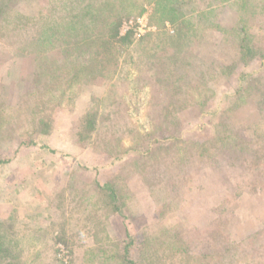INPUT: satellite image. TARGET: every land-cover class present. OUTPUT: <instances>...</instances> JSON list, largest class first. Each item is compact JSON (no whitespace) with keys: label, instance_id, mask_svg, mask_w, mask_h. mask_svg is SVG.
Listing matches in <instances>:
<instances>
[{"label":"rangeland","instance_id":"rangeland-1","mask_svg":"<svg viewBox=\"0 0 264 264\" xmlns=\"http://www.w3.org/2000/svg\"><path fill=\"white\" fill-rule=\"evenodd\" d=\"M63 2L0 0V240L18 264H128L127 244L136 264H264V0H180L173 21L117 0L120 32L144 14L156 29L116 44L124 79L69 88L63 40H44ZM177 60L198 67L175 109L160 78Z\"/></svg>","mask_w":264,"mask_h":264},{"label":"trees","instance_id":"trees-1","mask_svg":"<svg viewBox=\"0 0 264 264\" xmlns=\"http://www.w3.org/2000/svg\"><path fill=\"white\" fill-rule=\"evenodd\" d=\"M162 1L164 5H170L168 6L169 11L171 12V15L168 16L170 20L173 21L178 19V17H180L179 12L181 13V16L184 15V13L180 10V0ZM64 2L63 5L68 6L66 9L64 7L65 11L69 9V11L62 13L60 15L61 18H59V24L63 26L64 29L61 30L59 28L52 27V31L50 32L48 39L45 38L44 40H48L49 44L54 45L55 41H58V39H62L65 44L61 48L63 50V54L62 56H59L60 59H58L61 63H64V70L61 73H65V77H67L65 87L69 88L75 83H80L81 81L85 80L84 78H87L90 74L91 76L93 75V78H98L97 80H102L106 82H109L115 78L124 79L125 76L123 74L122 68L125 65L123 64V61H125L126 59L122 60L121 55L119 53L120 49L116 48V44L119 43L123 45L125 43L131 42L132 40L129 32L125 34H121L120 32L122 17H116L110 11L114 9L115 5H117V0H108L107 2L101 3L99 5H95L92 3H90L89 5L84 4L78 10H75L74 8V0H64ZM4 9L5 6L0 5V12ZM185 24L186 23H184L181 27H184ZM182 31L183 30H181L180 28V33ZM60 35L61 37H59ZM163 35L168 34L165 32H160L157 36L158 38H161ZM63 37L65 38V40ZM35 40H40L39 35L35 38ZM89 46L95 48L96 53H94V55L96 57L93 60V65L89 66L90 68H87L88 64L86 63L90 58H87L88 56L85 54L84 51H86L87 47ZM148 55L151 54L149 53ZM131 58L132 60L135 59L134 57ZM186 59L191 58L187 55L184 60ZM71 60H74V66L70 64ZM179 61L180 60H177L178 67L180 69H185L183 70L184 75H181L179 78H175L174 75L168 76L167 74L166 76L160 78L161 84L165 86L167 93L170 94V98L172 99L170 105H172V107H174L175 109L187 106L190 100L194 99L193 91L190 89V85L193 82L191 81V76L188 71H192V66L194 68L198 67L197 61L192 62L191 60V64L186 62L187 68L181 67V62ZM84 64H86L87 66H85ZM139 72L142 73L141 75L143 78H147V76L151 73L155 76L154 72H152L147 66L142 67ZM134 82L136 84L139 82V78L137 76ZM156 83H158L157 78ZM138 86L139 83L136 87L139 88ZM65 89L66 88L62 87V91ZM115 104L116 106H119L121 102L119 101ZM0 114H2V110H0ZM40 121L48 126V123H46L45 121ZM79 135L80 138L84 139V137L86 136L85 130H81L79 132ZM145 152H149V149H145ZM3 162L4 161L0 159V164ZM129 245L130 244L125 245V255L123 256V258L128 264H136L135 259H132L128 254ZM0 248L3 251L0 256V264L19 263L11 254L12 249L10 247L9 241H4V238H2L0 240Z\"/></svg>","mask_w":264,"mask_h":264},{"label":"built area","instance_id":"built-area-1","mask_svg":"<svg viewBox=\"0 0 264 264\" xmlns=\"http://www.w3.org/2000/svg\"><path fill=\"white\" fill-rule=\"evenodd\" d=\"M156 27L152 26L148 21V16L144 14L143 16L137 18L124 19L121 32L122 34L131 32L137 37L143 36L147 31H153Z\"/></svg>","mask_w":264,"mask_h":264}]
</instances>
